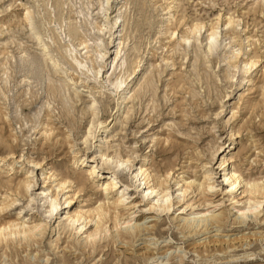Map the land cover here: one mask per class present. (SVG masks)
<instances>
[{
	"label": "rangeland",
	"instance_id": "rangeland-1",
	"mask_svg": "<svg viewBox=\"0 0 264 264\" xmlns=\"http://www.w3.org/2000/svg\"><path fill=\"white\" fill-rule=\"evenodd\" d=\"M113 1L123 25L101 62L95 61L94 40L103 35L108 42L109 35L100 29V0H0V158H5L0 202L17 199L5 210L0 204V222L20 217L29 225L41 224L28 242L16 234L9 246L0 244V264H264V197L253 200L245 193L240 203H232L219 162L209 159L213 146L221 145L222 151L236 131L235 166L245 179H264V0ZM28 16L40 41L29 31ZM197 22L204 24L199 40L187 43L183 34ZM213 25L221 40L208 53ZM48 52L57 56L55 65L49 64ZM32 56L43 61L50 79L37 82L18 69L21 59ZM123 58L126 64L120 66ZM249 58L258 62L247 71ZM140 61L137 80L129 82ZM126 68L130 86L116 112L121 87L113 83ZM90 70L97 71L95 76ZM93 99L111 129L102 142L91 137L85 145ZM115 151L123 156L135 151L138 162L147 154L154 174L162 175L173 163L181 179L205 175L208 187L188 189L165 211L125 196L119 186L106 198V182L102 186L96 177L81 190L76 182L60 187L61 176L74 179L86 171L73 168L76 157L86 153L90 160ZM24 179L34 185L16 195V184ZM175 181L168 179L173 186ZM43 190L59 192V213L49 219L38 201L24 207ZM120 195L124 201L117 211L132 223L143 222L142 232L123 234L122 221L107 222L97 235L95 222L80 233L64 227L67 211L108 204ZM255 202L257 210L241 218L240 209ZM198 211L222 221L185 227L182 219Z\"/></svg>",
	"mask_w": 264,
	"mask_h": 264
},
{
	"label": "bare ground",
	"instance_id": "bare-ground-1",
	"mask_svg": "<svg viewBox=\"0 0 264 264\" xmlns=\"http://www.w3.org/2000/svg\"><path fill=\"white\" fill-rule=\"evenodd\" d=\"M113 2L115 1L100 0L99 3V9L102 13L103 23L100 29H106L109 37L108 42L103 35H99V37L94 40L93 47L96 56L95 61L100 60L102 62L105 59V54H108V51L106 50L111 49V47H109L108 45L112 44L115 39H117L119 30L118 28L123 25L122 13L119 9L113 11L115 8ZM27 24L29 31L33 35V37L37 41H40L42 39V36L39 32L37 24L35 23V21H33L32 17L28 16ZM194 26L195 27L193 30L183 34V40L187 43L191 39H194L196 41L199 40L202 29L204 28V24H202L201 22H197L196 24H194ZM210 30L211 31L208 36L206 45L208 53H212L221 40V34L219 32L218 26L213 25ZM47 58L49 61H51L49 62L50 65H55L58 61L57 56L51 55L49 52L47 54ZM113 60H115V57L112 59V62ZM257 62L258 60L254 58L247 59L245 62L247 71L251 69ZM125 64L126 59L123 58L119 65L125 66ZM143 64L144 61H140L137 64L136 69L134 70V74L132 75L133 77L129 80V82H131L133 78L135 79V81L137 80ZM234 66L237 68L239 67V65ZM92 67L94 68V66ZM18 69L29 74L37 82H44L50 79L44 67L43 61L36 56H32L27 60L21 59V61L18 63ZM90 71L91 75L95 76V72L97 71ZM130 75L131 73L129 72V68H126L124 73L118 76L115 80V83H113L115 86H117L115 88L121 87V94L117 97L116 100V112H120L122 110L124 103L123 94L126 90L129 89L130 84L128 85L127 78ZM133 90L134 92H138L136 88H134ZM63 91L65 92V88H63ZM65 95H68L67 97L69 98V94L67 92H65ZM132 97H134V95ZM100 109L101 107L98 100L93 99L90 105L91 119L89 122V127L83 137V143L85 145H87L89 138L91 137H95L97 143L102 142L104 140V136L111 129L110 123H107L106 121L100 119ZM118 116L115 118L118 119ZM236 135V131H231V142L222 151L221 145L213 146L209 158L212 162H219L218 168H220V177L222 183H224L223 188H225V192L229 194L232 203H240V198L245 193L249 194L250 199L253 200L258 196L264 197V179H245L242 172L234 164L233 157L231 156V151L236 149ZM145 140L146 137H143L142 143H145ZM135 158V151L129 153L127 156H123L116 151L112 155L103 153L100 156H93L92 158H90V160L88 155L85 153L84 156L76 157L72 162V166L74 169L85 168L86 171H84L82 175L75 176L74 179H71L70 176L67 175L61 176L59 181L60 187L65 188L66 184L71 185L72 183L76 182L77 186L80 185V188H76L81 190V187L85 186L90 178L94 180V177H96L97 179L104 181L102 186L106 182V185L102 190L106 198L119 186L121 188V192L125 196H129V198L137 196L140 203L146 202L149 205V209H154L156 211L169 210V202L173 198L181 201L184 197L185 192L190 188H193L194 191H199L208 187L206 185L207 178L205 175L203 176L204 178L202 177L203 179L200 180L197 179L196 175L195 177L190 176L186 179H181L179 174H175L173 163H169L167 168L163 171L164 173L162 174V176L158 175V173L154 174L150 167H147L150 163V158L147 154L141 157V159L144 158L142 162L136 161ZM3 160H5V158L1 156L0 161ZM35 164L37 165V163ZM13 167L14 164L11 165V168ZM172 178L176 179V181L172 183L174 184V186L168 182V179L171 180ZM6 184H9V182H7ZM16 185L17 186L15 187V194L22 195L23 192L28 193V191H31L34 183L32 182V180L24 179L17 182ZM93 185L94 182H92V186ZM173 189H175L176 191L173 192ZM82 190H84V188ZM76 193L77 189L75 190L74 194ZM58 194L59 192L57 193V195H55L47 192L46 190H43L40 196L35 194L33 197H31L24 207L31 208L33 203H37L38 201V207L41 209L44 208L43 216L47 219L52 218L59 213L61 202L58 199ZM122 196H117L112 202H109L108 200V204L100 202V204H98L97 206H94L87 210H85L83 206H81L73 211H67L64 214V227L71 226L80 233L85 230L89 223L95 222V229L93 233L94 235H97L98 233L106 231L107 222L113 221L114 225L117 226L122 221L123 224H125L126 228L124 229L123 234L133 236L136 235L135 233L138 234L142 232L141 230L143 228V222L142 224L136 222L132 223V219H124L122 214L117 211V207L120 206L124 201V199L121 198ZM71 198H73V196ZM16 200L17 199L14 197L10 198L9 200H2L0 202L1 210H5L11 207L16 202ZM67 202H71V199H69ZM257 205H259V203H257ZM257 205L255 202L251 205L241 208V218L245 219L246 217H249L250 213L257 210ZM59 217L62 218L63 215H60ZM182 220L183 224H185V227L191 228L196 223V226H199L200 224L202 225V223H205L203 225L207 226V224H209V220L211 222L216 221V224L217 222L222 221V217L219 215L209 216L205 213V211H198L195 213L194 217L183 218ZM40 228L41 224L29 225L26 223V221L21 220L20 217L4 220L0 222V244L5 243V245L9 246L10 243H12L10 241V237L16 234H21L23 236V239L28 242L29 240H32V238H35L37 236V232L40 230ZM88 236L91 235L89 234Z\"/></svg>",
	"mask_w": 264,
	"mask_h": 264
}]
</instances>
